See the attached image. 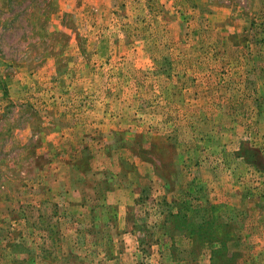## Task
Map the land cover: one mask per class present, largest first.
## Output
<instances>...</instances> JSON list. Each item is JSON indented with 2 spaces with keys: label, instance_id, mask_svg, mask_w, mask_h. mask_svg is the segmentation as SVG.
<instances>
[{
  "label": "rangeland",
  "instance_id": "rangeland-1",
  "mask_svg": "<svg viewBox=\"0 0 264 264\" xmlns=\"http://www.w3.org/2000/svg\"><path fill=\"white\" fill-rule=\"evenodd\" d=\"M0 264H264V0H0Z\"/></svg>",
  "mask_w": 264,
  "mask_h": 264
}]
</instances>
